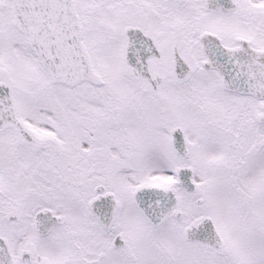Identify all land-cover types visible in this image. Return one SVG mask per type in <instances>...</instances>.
<instances>
[{
    "label": "snow or ice",
    "instance_id": "6c2138e0",
    "mask_svg": "<svg viewBox=\"0 0 264 264\" xmlns=\"http://www.w3.org/2000/svg\"><path fill=\"white\" fill-rule=\"evenodd\" d=\"M0 264H264V0H0Z\"/></svg>",
    "mask_w": 264,
    "mask_h": 264
}]
</instances>
